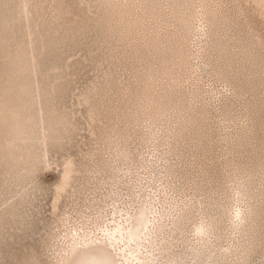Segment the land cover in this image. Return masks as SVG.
Instances as JSON below:
<instances>
[{
  "label": "rangeland",
  "instance_id": "rangeland-1",
  "mask_svg": "<svg viewBox=\"0 0 264 264\" xmlns=\"http://www.w3.org/2000/svg\"><path fill=\"white\" fill-rule=\"evenodd\" d=\"M18 1L0 0V111H49L55 124L70 123L73 128L66 132L65 144L52 147L53 161L96 160L98 153L102 158L104 143L117 149L111 128L129 136L142 121L160 134V141L150 142L149 153L140 151L144 159L134 182L140 185L153 178L152 163H160L159 157H168L178 168L174 178L154 180L162 185L150 187L160 208L164 204L169 209L182 200L198 209L200 202L212 201L206 194L214 189L210 196L225 198V212L230 214L241 196L237 192L248 188L244 179H250L254 192L264 187L256 179L264 176V73L252 79L244 76L242 59L226 61L234 40L243 36V42L256 39L264 64L263 8L251 0H195L192 17L190 3L174 13L177 3L172 0H30L33 11L25 20L16 14ZM204 3L207 15L200 14ZM197 16L233 18L235 24H226L225 36L211 45L193 38L187 42L184 36L175 42L171 30L185 22L198 24ZM146 22L150 28H144ZM163 28L169 31L158 34ZM187 50L193 57L181 61ZM223 96L235 101H228L220 113L215 104ZM155 105H161L162 112L153 111ZM152 116L166 119L155 124ZM175 125L179 136L173 146L163 145ZM102 140L94 151L92 145ZM51 167L38 172L49 190L59 177L57 168ZM51 199L47 190L46 212ZM219 238L211 248L222 251L231 244L228 235ZM4 262L14 264L8 257Z\"/></svg>",
  "mask_w": 264,
  "mask_h": 264
},
{
  "label": "bare ground",
  "instance_id": "bare-ground-1",
  "mask_svg": "<svg viewBox=\"0 0 264 264\" xmlns=\"http://www.w3.org/2000/svg\"><path fill=\"white\" fill-rule=\"evenodd\" d=\"M179 1H171L177 3L172 12L175 13L177 7L180 11L184 4L187 7L190 3L193 17L195 0ZM251 1L264 10V0ZM16 7L17 16L28 20L33 11L30 0H19ZM200 7V14L207 15L205 3ZM171 16L174 19V15ZM197 23L185 22L182 27L173 28L170 33H173L174 41L184 36L187 42L193 38V41L204 40L211 45L225 36L226 24H235L233 18L210 20L207 16L198 17ZM146 25L147 22L144 28ZM164 31L169 29L163 28L158 34L162 35ZM241 38L243 36L234 40L226 61L242 59L244 76L262 78L264 64L256 49V39L243 42ZM27 49L30 50L28 46ZM182 56L181 61L185 62L184 59L189 60L193 54L187 50ZM25 61H31V55ZM200 72L205 78V72ZM228 101L231 104L235 100L232 96H223L215 104L219 105L220 113L229 105ZM160 108L161 105H155L153 111L162 112ZM202 112L207 111L203 108ZM50 118L49 111H0L1 263L8 257L14 260V264H264V252L258 254L259 250H264V232L261 231L264 229V187L260 192H254L250 179H244L248 188L237 192L241 196L230 214L225 212V198L218 194L217 197L210 196L214 189L206 194L212 201L200 202L202 206L198 209L193 204H181L182 200L173 202L169 209L164 208V204L160 208L157 203L161 202L156 200L150 187H160L162 182L157 186L155 181H161L163 177L174 178L178 171L175 164L166 156L159 157L160 163L152 161L156 166L152 169L153 178L147 177L140 185L134 182L144 159L140 151L144 149L149 153L150 142L158 143L160 134L142 125V121L138 123L140 129H132L129 136L111 128L110 137H114L117 149L104 143L106 155L102 158L98 159V153L94 155L96 160L91 157L80 161L69 158L59 163L51 157L52 147L65 144L64 139L69 138L66 132L73 126L68 122L55 124ZM156 119L154 122L158 124L166 118ZM172 129L165 136L167 140L162 142L168 147L173 146L172 140L179 136L175 130L177 125ZM103 141H96L92 149L96 151ZM158 151L163 154L162 150ZM50 165L57 168L59 177L49 190L38 177V172ZM256 179L258 183H264V176ZM256 179H252L253 183ZM175 186H171V190L175 191ZM47 190L52 194L49 212L44 209ZM223 234L229 236L231 244L222 251L211 248L217 245L216 241ZM177 240L181 243L176 244ZM12 247L19 250L13 252ZM6 252L11 254L8 256Z\"/></svg>",
  "mask_w": 264,
  "mask_h": 264
}]
</instances>
